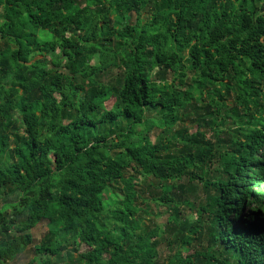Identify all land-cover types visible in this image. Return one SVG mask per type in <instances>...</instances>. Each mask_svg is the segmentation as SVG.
Wrapping results in <instances>:
<instances>
[{
	"label": "trees",
	"instance_id": "16d2710c",
	"mask_svg": "<svg viewBox=\"0 0 264 264\" xmlns=\"http://www.w3.org/2000/svg\"><path fill=\"white\" fill-rule=\"evenodd\" d=\"M47 255L264 264V0H0V264Z\"/></svg>",
	"mask_w": 264,
	"mask_h": 264
},
{
	"label": "rangeland",
	"instance_id": "374dc122",
	"mask_svg": "<svg viewBox=\"0 0 264 264\" xmlns=\"http://www.w3.org/2000/svg\"><path fill=\"white\" fill-rule=\"evenodd\" d=\"M135 15L132 17V20H135ZM113 100L108 102V105L110 106L112 104ZM150 115L154 116L155 112L150 113ZM183 124L185 128H192L193 127V122L189 118L183 119ZM179 127H176L175 129L178 130ZM150 203V208L148 209V213H141V216L143 219L146 221V224L149 226L154 225L156 222L161 223L165 216L161 212L165 211V209L162 206L157 205L154 201H148ZM247 209H249L247 207ZM190 218H194V213H190L189 215ZM48 228L45 224L39 225L35 230H34V237L37 243L42 241V239L45 237L47 234ZM72 248V247H71ZM47 258L51 259L54 264H66L67 261L65 260H58L55 255H47ZM65 261V262H63ZM22 262H19L18 264H21Z\"/></svg>",
	"mask_w": 264,
	"mask_h": 264
}]
</instances>
